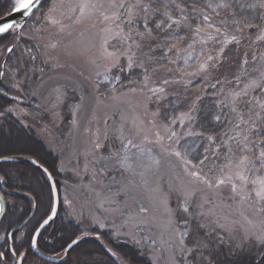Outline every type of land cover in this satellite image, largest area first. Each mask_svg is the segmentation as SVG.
Returning a JSON list of instances; mask_svg holds the SVG:
<instances>
[{
    "label": "snow or ice",
    "instance_id": "6c2138e0",
    "mask_svg": "<svg viewBox=\"0 0 264 264\" xmlns=\"http://www.w3.org/2000/svg\"><path fill=\"white\" fill-rule=\"evenodd\" d=\"M10 2L7 16L0 18V38H23L28 34L26 24L32 38H41L49 26L67 36L72 35L73 26L87 28V47L96 49V56L89 58L96 69L94 87L104 85L115 100L129 94L142 98L143 111L133 106V115L121 116L113 127L117 146L109 147L107 155L99 152L104 145L97 132L90 162L101 167L93 170L91 179L102 180L110 171H120L146 182L162 158L180 162L184 179L174 189L176 207L166 205L158 238L159 245L171 252L173 264L177 254L190 264L189 257L209 248L213 232L231 236L237 226L244 232L238 248L249 238L264 244V0H77L75 4L56 0L43 16H37L43 0ZM58 6L67 7L63 15L71 25L57 18ZM84 35L81 30L80 36ZM60 43L50 41L35 48H43L57 67L51 50ZM15 47L14 43L3 51L13 54ZM26 51L36 61L37 55ZM5 72L15 78L20 69L0 64V77ZM125 73L135 86L121 93L117 85L124 87L121 76ZM136 75L140 79L132 80ZM195 78L206 86L189 92ZM16 87H21L19 80ZM149 104L154 110H149ZM31 163L51 182L54 196L53 206L28 237V248L39 252L40 230L55 219L60 198L52 172L36 159ZM84 170L88 171L87 165ZM105 203L114 201L102 200L99 206L104 208ZM140 212L146 214L148 209L142 207ZM247 212L259 219L254 222ZM4 213L0 203V217ZM193 225L204 234L203 238L194 236L189 247L186 241L194 232ZM85 235L68 240L63 255L74 250ZM15 238L23 239L19 232ZM13 239L12 233L0 237L4 244ZM218 240L223 242L224 237ZM7 255L16 258L14 264H24L15 247L9 246ZM0 264H6L3 250Z\"/></svg>",
    "mask_w": 264,
    "mask_h": 264
},
{
    "label": "rangeland",
    "instance_id": "374dc122",
    "mask_svg": "<svg viewBox=\"0 0 264 264\" xmlns=\"http://www.w3.org/2000/svg\"><path fill=\"white\" fill-rule=\"evenodd\" d=\"M76 2L77 0H66L65 4H74ZM54 3H56V0H49L41 8L37 16H43ZM67 11V7H57L56 12L60 15L59 18L64 20V23L66 18L63 13ZM92 22L87 21L86 23L90 25ZM29 23H33V21ZM25 27L28 28V34L24 37L31 41L29 42L31 45L29 47L26 44L23 46L32 49L38 42L37 39L32 38L33 33L29 25ZM72 28V35H66L67 39H65V36L63 37L64 42H62V46L54 50L56 52L54 55L57 67L66 65L72 69L73 73H63L62 71H60L61 73H54L53 61L46 57L45 61H49L47 62L49 63L47 64L48 73H39L38 65L40 64H36V62L42 64V61L36 59L35 63L29 61L34 73H21L20 70L19 75L15 78L8 74L9 81H6L5 84L8 87L13 85L15 91H17L16 82L19 80L20 84L22 83L21 87H23L21 91L27 93L28 97H33L32 88L35 86L39 87L42 78L48 80L46 84L41 85L36 97L30 98L34 101V108L24 109L22 107L21 110L19 109L18 114H16V108H14L15 114L12 115L21 119L23 126L34 130L38 137H43L42 139L49 143L50 150L61 158V166L65 168V171L62 169L61 172H66V182H64L66 184L63 187L65 191L60 199L59 210L79 226L81 234L87 233V235H90L92 230L98 233L107 231L111 241L114 243L137 246L140 253L149 260L150 264H173L171 252L159 245L158 238L160 236L159 224L163 221L166 205L172 208L176 207L177 195L174 189L178 182L184 179L180 162L174 158H162L160 167L147 175L146 182L139 176L131 178L120 171H110L102 180L99 177L95 181L91 179L93 170L101 167L100 163L93 165L90 162L92 160L90 153L97 140V132L99 131V140L104 145L99 152L107 155L106 150L109 147L117 146V142L112 137L113 127L120 123L121 116L128 119L133 115V106L135 104L132 96L128 95L120 96L123 100V104L120 105L122 103L120 100L111 99L113 93L107 87L101 85L99 89L95 88L94 84L97 79L95 73H83V75L87 74L92 78V86L91 83L88 84L87 77L85 78L81 75L82 73L74 72L75 69L81 68H86L87 72L96 70L89 63V58L96 56V49L87 47L90 35L87 28L82 29L77 26ZM81 30L85 31L84 37L80 36ZM51 38H48L49 41L55 42L54 39L56 37L51 35ZM43 44L46 43L41 45ZM69 53L73 57L71 61L65 58ZM25 55H28V52ZM80 57L81 60L79 61ZM8 66L12 68L19 67L17 58L11 59V63ZM100 70L102 71V69ZM125 74L121 76V83L124 87L121 88L120 85H117L121 93L128 92L129 88L135 86L129 79L124 77ZM131 79L139 80L140 77L136 75ZM205 86L203 80L195 78L193 83L188 86V90L189 92H196ZM57 89H59V92ZM208 91L211 92L212 90L209 88ZM86 92L87 94H85ZM93 92L101 93L99 101L94 100V97L90 95L91 93L94 94ZM83 95L84 97H82ZM81 99V109L83 110L84 108V110L81 115L80 113L76 114L77 119L72 125L69 118L70 116L72 117L78 101ZM148 108L149 110H154V105L149 104ZM139 109L141 108H137V112L140 111ZM103 118L108 121L107 132L99 129L95 130V128H91V132V130L87 129V124H97L99 126V120ZM105 133L108 135L107 139H104ZM31 149L33 150L34 148ZM26 151L28 152V150ZM86 165L88 168L87 172L84 170ZM129 180H132L133 183H129ZM102 200L114 201V203H105L104 208H101L99 205ZM142 207L148 209L146 214L140 212ZM246 215L254 222L259 219V216L251 212H247ZM130 216L133 219L130 220ZM236 218L241 220V223H245L239 215H236ZM177 220L181 224L183 223L179 215H177ZM98 222L104 226L100 227ZM245 226L247 227L246 223ZM193 229V234L188 237L189 247L192 246L191 242L194 236L203 238V234H201L204 233L203 229L196 232L195 225H193ZM26 234V232H24V235L20 234L23 237L22 240L16 238L18 250L22 249V252L26 251L27 248L23 241ZM218 236L224 237L223 242H219ZM243 237L244 232L239 229V226H237V231L231 236L220 231L213 232L210 237L209 248L204 250L202 254L195 256L196 262L189 257L190 264H197L199 260L210 261L211 257L208 254L212 250L211 247L226 246L237 253L248 252L251 249L259 250L264 247V244L259 243L254 238H249L244 240L241 248H238L236 245L241 242ZM153 241H157V243L154 244ZM105 243L108 242L106 241ZM105 246L109 247L108 245ZM206 252L208 253L207 255H205ZM34 256L43 264H53L44 261L35 254ZM62 256L63 254H59L57 257L61 258ZM175 264H184L179 254L176 255Z\"/></svg>",
    "mask_w": 264,
    "mask_h": 264
},
{
    "label": "trees",
    "instance_id": "16d2710c",
    "mask_svg": "<svg viewBox=\"0 0 264 264\" xmlns=\"http://www.w3.org/2000/svg\"><path fill=\"white\" fill-rule=\"evenodd\" d=\"M10 7V0H0V18L7 15L8 9ZM55 15L57 18L60 16L57 14V12ZM65 24L71 25L72 21L66 19ZM40 26L44 27L43 20H41ZM254 31L255 30H253V32ZM57 33L58 29L56 27L49 26L47 32L40 34L41 38H35L37 39V44L41 45L42 43L50 42L48 38H51V35H53V37H56L54 41H61L58 47L62 46V42H64L63 37L65 36V39H67V36L65 34L58 35ZM29 42L31 41L26 39V37L0 38V64L6 63L7 65H10L11 59L15 57L19 63L21 73H34L33 67L29 63V61H31L29 59V55H25L27 52L26 50H28L26 46L29 47L31 45ZM14 43L16 44V47L13 54H7L3 51L8 46H12ZM25 44L26 46H23ZM35 45L31 50H33V54L38 56L37 59L42 61V64L40 62H36V64H40L38 65L40 70L39 73H48L49 71L47 64L49 63L47 62L49 61H45V58L48 57V55L43 48L36 49ZM243 50L244 48L242 47L241 51ZM55 53L56 52L54 50H51V55L54 56V58ZM60 71L63 73H73L72 69L66 65H61L53 69L54 73H61ZM74 72L82 73V76L92 80V78H90V76L87 74L83 75V73H91L90 71L87 72L86 68L75 69ZM5 73L8 74L7 72ZM126 75L127 73L124 76L125 78ZM47 81L48 80L46 78H42V81L39 83V87L35 86L32 88L34 98L37 95V91L41 88V85L44 83L46 84ZM127 88H129V86H127ZM6 91L9 93V95H14L13 93L15 91V87L13 85H11V87L7 86ZM85 94H87V92ZM82 97H84V95ZM82 99L78 101L77 107L75 108L72 117L70 116L69 118L72 125H74L75 119H77L76 114L80 113L81 115L84 110V108L83 110L81 109ZM94 100L98 101V98L95 99L94 97ZM132 100L135 106H140L141 109H139V112H142V98L139 96H132ZM14 105V100L12 98L6 100L0 98V159L11 156H16L19 159L17 163H0V181L3 182L6 192V200L8 203L5 222L0 228V233L10 227L21 225L33 213V209L36 208L37 211L35 217L28 225L26 229L27 235L23 240L24 245L27 246L25 251V264H43L36 256H34L32 250L28 248L27 242L32 229L36 227L37 223L49 212L50 207H52L53 196L50 188V182L47 180V177L40 169L33 166L29 162V159L32 158L38 160L45 167H47L49 171L52 172L60 199L62 198V194L65 191L63 187L66 184L64 183L66 182V172H64L65 168L61 166V158L55 155L53 151L50 152L51 150H48V158L43 157L42 154L35 153V150H32L31 148H28V152L26 151L27 141H29V143L31 141L32 143L34 141L33 138H36L37 135L35 134L34 130H30L24 126L22 127L21 119L12 115L15 114L14 108H16V114H18L17 110H19L17 105ZM10 107L12 108V111H8ZM91 128L92 126L87 125V129L91 130ZM18 136H20L24 141L19 143L16 142L15 139H17ZM7 147H17L20 149L23 148L25 151L19 152L15 155L2 156L1 153L6 152ZM43 154H46L45 151ZM62 169H64L63 173L61 172ZM64 215L65 214L60 210L58 218L53 224L49 226V228L40 238V248L47 255L58 256L59 254H63V245L71 238L80 237L82 235L79 232V226L73 220L68 219L67 215ZM97 236H99V239L96 238ZM106 241L108 243H105ZM105 245H108L109 247ZM106 248H109L113 253H115L116 257L122 264H150L149 260L140 253L137 246L133 244L129 245L124 243H114L110 239L109 232L105 231L98 233L95 230H92L90 235L84 236L79 245H77L74 250L70 251L67 256L63 255L60 258V264H116L113 258L108 254ZM211 249L212 250L209 254L207 252L205 253V255H210V261L204 262L199 260L197 264H264V247L259 250L251 249L248 252L238 253L233 252L226 246H221L219 248L211 247ZM195 260L197 259L193 258L194 262H196Z\"/></svg>",
    "mask_w": 264,
    "mask_h": 264
},
{
    "label": "bare ground",
    "instance_id": "6f19581e",
    "mask_svg": "<svg viewBox=\"0 0 264 264\" xmlns=\"http://www.w3.org/2000/svg\"><path fill=\"white\" fill-rule=\"evenodd\" d=\"M49 0H46L43 4H42V6H41V8L48 2ZM38 14V13H37ZM7 16V15H6ZM27 25V24H26ZM25 25V26H26ZM66 59H69L68 61H71L72 60V54H68L66 57H65ZM81 60V57L79 58V61ZM90 67V66H89ZM96 71V70H95ZM95 71H92L91 73H95ZM1 78L2 77H0V80H1ZM88 79V78H87ZM3 81H9V79H8V74H6L5 73V76H4V78H3ZM88 81H89V83L88 84H92V80L90 79H88ZM0 83H1V81H0ZM92 86H93V84H92ZM23 89V87H20L19 88V90L17 89V91L15 92V93H13L14 94V96H15V94H18L17 96H18V99L20 98V93H21V90ZM94 94H90L92 97H95V98H98V101L101 99L100 98V92H93ZM128 96V95H127ZM129 96H131V94H129ZM13 99V98H12ZM111 99H113V98H111ZM15 100V99H14ZM122 103H120V105H122L123 104V100L120 98L119 99ZM19 102H21L20 100H17V101H15V103H19ZM118 102V101H117ZM117 105H119V104H117ZM24 109H26L24 106H22ZM128 117V116H127ZM86 119H87V116H86ZM89 119V118H88ZM105 121H107V120H105L104 118L102 119V120H99V126L97 125V124H87V125H90V126H92V128L93 127H95V129H99V130H101V131H106L107 132V128L109 127V125H108V121H107V124H105L104 122ZM87 122V121H86ZM22 126H23V124H21ZM79 125H81V124H79ZM33 142L31 143V141H30V143H29V141H27V150H29L28 148H34L33 150H35V153H39V154H42V156L43 157H46V158H48V150L50 151V148H49V143H47V142H45V140H43L42 138H33ZM15 141L16 142H23L24 140L20 137V136H18L17 137V139H15ZM52 145V144H51ZM77 145V144H76ZM23 151H25V149H23V148H17V147H15V148H13V147H7V150H6V152H4V153H1L2 154V156H7V155H15V154H18L19 152H23ZM45 151V153L46 154H43V152ZM52 152V151H51ZM7 159H11V160H13L14 162H9V163H17L18 161H19V159L16 157V156H11V157H7ZM31 160H33L32 158L30 159V161ZM175 162V161H174ZM4 164V163H3ZM54 179V178H53ZM54 181H55V179H54ZM0 184H2V182L0 183ZM2 188L0 187V192L2 193V195H3V192H2V190H1ZM5 193V192H4ZM3 196H5V194L3 195ZM59 198H60V196H59ZM4 199H5V197H4ZM53 206V205H52ZM59 208H60V203H59ZM60 211V210H59ZM59 211H58V214H59ZM2 225V224H1ZM49 228V226L45 229V231L47 230ZM22 235V234H21ZM27 235V234H26ZM42 235H43V233L41 234V237H42ZM2 241V240H1ZM187 243H188V240H187ZM106 250L108 251V253L110 252V249L109 248H106ZM40 252H41V250H39ZM43 255H45V256H47V257H52V258H55V259H58V260H60V258H58L57 256H52V255H47V254H45L44 252H41ZM35 254V253H34ZM36 255V254H35ZM191 258H193V257H191ZM114 260V259H113ZM115 261V260H114ZM119 261V260H118ZM116 262V261H115ZM120 262V261H119ZM121 263V262H120ZM116 264H118L117 262H116ZM122 264V263H121Z\"/></svg>",
    "mask_w": 264,
    "mask_h": 264
},
{
    "label": "flooded vegetation",
    "instance_id": "af4514ba",
    "mask_svg": "<svg viewBox=\"0 0 264 264\" xmlns=\"http://www.w3.org/2000/svg\"><path fill=\"white\" fill-rule=\"evenodd\" d=\"M3 78L4 77H2L1 78V83H0V98H2V99H9V98H13V100H14V104L15 105H17V108L18 109H20L21 110V108H22V106H24L26 109H31V108H34L35 106H34V101L33 100H31L30 98H33V97H28V94L27 93H25L24 91V93L21 91V93H20V98L18 99V94H15V96L14 95H9V93L6 91V88H7V84H5V82L6 81H3ZM7 93V95H4V93ZM16 92V91H15ZM14 92V93H15ZM17 100H20L21 102H19V103H15V101H17ZM14 105V106H15ZM9 109H12L11 107L9 108ZM17 111H19V110H17ZM16 119V118H15ZM36 138H40V137H38V135H37V137ZM41 138H43V137H41ZM7 158V157H6ZM2 159H5V158H2ZM31 159V158H30ZM30 159H29V162L31 163V161H30ZM32 164V163H31ZM33 165V164H32ZM34 166V165H33ZM36 167V166H35ZM42 171V170H41ZM1 183V182H0ZM0 187L2 188L1 190H2V192H3V195L6 193L5 192V188H4V185H3V182H2V184H0ZM50 188H51V186H50ZM58 190V189H57ZM5 192V193H4ZM5 197V200H6V195L4 196ZM6 203H7V200H6ZM7 209H8V203H7ZM36 208H34L33 209V213L21 224V225H19V226H15V227H10V228H8V229H5V231L2 233H0V237H5V238H7V236H8V234L9 233H12L13 234V237H14V239H13V241H9V244H4V242L3 241H1L0 240V250H3V251H5V253H6V264H14V261H15V257H12V256H10V255H7V251H8V247L9 246H13V247H15L16 249H17V251L19 252V255L20 256H22L23 258H24V264L26 263V252L25 251H23L22 252V249H20V250H18V245H17V240H16V238H15V233H17V232H19L20 234H22V235H24V232H26V229H27V227H28V225L32 222V220L34 219V217H35V214H36ZM7 214V213H6ZM58 216H59V214H58ZM30 217H32V219L23 227V229L22 230H20V231H17L16 229H18L19 227H21L23 224H25L26 222H27V220L28 219H30ZM58 218V217H57ZM4 222H5V220H4ZM4 222L2 223V225L0 226V228L4 225ZM40 241V240H39ZM32 250V249H31ZM40 250H41V248H40ZM33 251V250H32ZM41 252H43L42 250H41Z\"/></svg>",
    "mask_w": 264,
    "mask_h": 264
},
{
    "label": "water",
    "instance_id": "95a60500",
    "mask_svg": "<svg viewBox=\"0 0 264 264\" xmlns=\"http://www.w3.org/2000/svg\"><path fill=\"white\" fill-rule=\"evenodd\" d=\"M46 0H43V3L45 2ZM42 3V4H43ZM3 18V17H2ZM9 19H11V17H8ZM16 19L18 20V21H20L22 18L19 16V14H17L16 15ZM9 162H14L13 160H11V159H7V158H5V159H1L0 160V163H9ZM50 186H51V182H50ZM56 192L58 193V190H57V187H56ZM53 194V193H52ZM58 195H59V193H58ZM53 201H54V196H53ZM0 203H2V204H4V206H5V213H4V215L2 216V217H0V226H1V224L3 223V221H4V219H5V216H6V212H7V206H6V201H5V199H4V196L2 195V193L0 192ZM56 211H57V215H58V211H59V205L58 206H56ZM57 215H56V217H57ZM56 217H55V219H56ZM32 219V217H30V219H28L27 220V222L25 223V224H23L21 227H19L18 229H16L17 231H20V230H22L23 229V227L30 221ZM54 219V220H55ZM54 220L52 221V222H50V224H52L53 222H54ZM48 227V226H47ZM46 227V228H47ZM45 228V229H46ZM45 229H43V230H40L41 231V234L45 231ZM33 250V249H32ZM33 252L39 257V258H41V259H43L44 261H46V262H48V263H53V264H58L59 263V260L58 259H55V258H52V257H47V256H45V255H43L40 251L39 252H37L36 250H33ZM108 252V251H107ZM109 254L111 255V257L118 263V264H121L118 260H117V258L111 253V252H109Z\"/></svg>",
    "mask_w": 264,
    "mask_h": 264
}]
</instances>
